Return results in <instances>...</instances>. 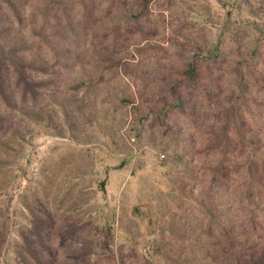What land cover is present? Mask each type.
I'll return each mask as SVG.
<instances>
[{"label":"rangeland","instance_id":"1","mask_svg":"<svg viewBox=\"0 0 264 264\" xmlns=\"http://www.w3.org/2000/svg\"><path fill=\"white\" fill-rule=\"evenodd\" d=\"M0 264H264V0H0Z\"/></svg>","mask_w":264,"mask_h":264}]
</instances>
